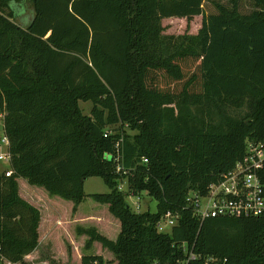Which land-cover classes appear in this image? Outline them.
Wrapping results in <instances>:
<instances>
[{
	"label": "trees",
	"instance_id": "trees-1",
	"mask_svg": "<svg viewBox=\"0 0 264 264\" xmlns=\"http://www.w3.org/2000/svg\"><path fill=\"white\" fill-rule=\"evenodd\" d=\"M248 3L0 0L12 171L0 172V257L22 262L41 239L42 209L21 180L79 202L84 181L99 176L109 191L90 196L120 229L112 239L86 232L117 264H264V216L200 220L187 200L241 160L248 141L264 139V0ZM195 16V32L164 31L163 19L188 28ZM143 193L155 211L125 200ZM168 210L178 223L159 231ZM80 264L105 263L90 253Z\"/></svg>",
	"mask_w": 264,
	"mask_h": 264
},
{
	"label": "rangeland",
	"instance_id": "rangeland-1",
	"mask_svg": "<svg viewBox=\"0 0 264 264\" xmlns=\"http://www.w3.org/2000/svg\"><path fill=\"white\" fill-rule=\"evenodd\" d=\"M243 11L251 9L248 0H240ZM24 12L26 20L33 16L30 3L25 2ZM18 18V17H17ZM18 23L24 25L22 19ZM165 32L179 34L185 31L195 32L201 23V16H195L189 22L178 18H167L162 20ZM91 103L80 102L83 113L89 114ZM129 131V130H127ZM0 136H4L3 121L0 116ZM3 150L5 146H2ZM9 168V163L0 160V172ZM123 190L126 184L121 182ZM21 188L27 191L28 197L37 203L43 212L41 239L37 247L26 254L22 262L13 263L5 261L4 264H80L83 254H100L105 264H117L114 254L101 247L100 243L90 241L86 232L94 228L109 238H115L119 231V221L108 210L106 204L98 202L90 196L93 193H104L109 191L108 185L102 177L91 176L83 183L86 197L75 202L50 195L43 187L28 185L25 179L21 180ZM125 195V200L133 211L156 210V201L145 193L138 196ZM139 205L137 208L136 205Z\"/></svg>",
	"mask_w": 264,
	"mask_h": 264
},
{
	"label": "built area",
	"instance_id": "built-area-1",
	"mask_svg": "<svg viewBox=\"0 0 264 264\" xmlns=\"http://www.w3.org/2000/svg\"><path fill=\"white\" fill-rule=\"evenodd\" d=\"M0 160L10 161L6 136H0ZM143 161L147 162V159L144 158ZM11 172L6 169L5 175L8 176ZM118 187L123 189L121 183ZM187 200L200 220L218 216H264V139L248 141L241 160L208 183L203 192H190ZM177 223V214L168 210L161 215L157 227L159 231H169ZM4 262L0 257V264Z\"/></svg>",
	"mask_w": 264,
	"mask_h": 264
},
{
	"label": "crops",
	"instance_id": "crops-1",
	"mask_svg": "<svg viewBox=\"0 0 264 264\" xmlns=\"http://www.w3.org/2000/svg\"><path fill=\"white\" fill-rule=\"evenodd\" d=\"M0 116L2 117V121H3L4 113L0 112Z\"/></svg>",
	"mask_w": 264,
	"mask_h": 264
}]
</instances>
